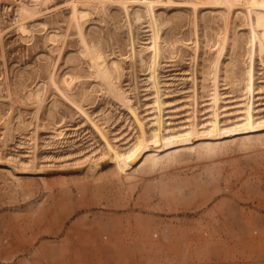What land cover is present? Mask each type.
<instances>
[{"label":"rangeland","instance_id":"374dc122","mask_svg":"<svg viewBox=\"0 0 264 264\" xmlns=\"http://www.w3.org/2000/svg\"><path fill=\"white\" fill-rule=\"evenodd\" d=\"M72 252L264 264V0H0V255Z\"/></svg>","mask_w":264,"mask_h":264},{"label":"crops","instance_id":"0c3cea01","mask_svg":"<svg viewBox=\"0 0 264 264\" xmlns=\"http://www.w3.org/2000/svg\"><path fill=\"white\" fill-rule=\"evenodd\" d=\"M230 249L234 247V242H228ZM234 253V252H232ZM231 253V254H232ZM115 253L111 254H100L94 255L91 253H76L72 252L69 255H56L54 257L51 256H42L39 255H28L24 256L22 259L16 258L13 259L12 262L8 261L12 257L8 255H0V264H129L130 261L125 262L124 257L115 256ZM235 254V253H234ZM230 257L226 259V261L214 262L213 264H258L256 262L255 254L250 255V252H246L242 257L239 255H229ZM159 254L151 257V261L149 263H145L144 260H140L139 262H135L134 264H159ZM175 258V257H173ZM182 258V257H181ZM192 258V257H189ZM180 259V257H179ZM237 259V260H236ZM7 260V263H2V261ZM167 264H170V258L166 259ZM172 260V259H171ZM209 256H200L197 257L196 260L191 261V259L186 264H210ZM132 264V263H130ZM171 264L172 261H171Z\"/></svg>","mask_w":264,"mask_h":264},{"label":"bare ground","instance_id":"6f19581e","mask_svg":"<svg viewBox=\"0 0 264 264\" xmlns=\"http://www.w3.org/2000/svg\"><path fill=\"white\" fill-rule=\"evenodd\" d=\"M26 9V8H25ZM19 12H21V11H19ZM83 17V16H82Z\"/></svg>","mask_w":264,"mask_h":264}]
</instances>
